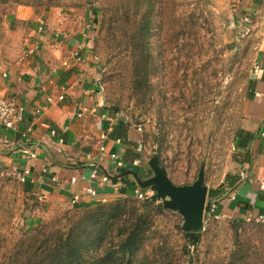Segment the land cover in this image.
Instances as JSON below:
<instances>
[{"label":"rangeland","instance_id":"rangeland-1","mask_svg":"<svg viewBox=\"0 0 264 264\" xmlns=\"http://www.w3.org/2000/svg\"><path fill=\"white\" fill-rule=\"evenodd\" d=\"M252 2L153 0L150 23H103L114 9L110 0L0 1V62L23 51L15 23L33 20L15 16L21 7L39 17L65 15L88 24L104 102L141 133L144 160L156 156L179 185L193 183L203 169L212 191L224 188L237 165L234 137L264 40V6L252 9ZM8 178L6 188L0 187V264H39L32 252L40 232L70 227L90 212L108 223L85 264H264V222L206 212L200 237L192 241L183 216L154 198L149 187L143 200L134 191L82 205L61 197L31 203L19 181ZM146 201L151 208L142 206ZM140 213L153 223L136 249L107 257L106 249L114 247L109 241L119 229L140 223Z\"/></svg>","mask_w":264,"mask_h":264},{"label":"crops","instance_id":"crops-1","mask_svg":"<svg viewBox=\"0 0 264 264\" xmlns=\"http://www.w3.org/2000/svg\"><path fill=\"white\" fill-rule=\"evenodd\" d=\"M252 5V9L263 7L264 0H253ZM15 16L33 23H15L23 33V51L0 62V97L25 110L16 128L0 125V170L29 169L26 181L15 183L31 203L61 197L82 205L103 198L116 200L135 191L139 186L127 171L141 167L140 177L147 178L152 170L144 160L141 133L104 102L92 49L93 30L88 32V24L73 23L65 15L60 16L64 21L55 14L39 17L30 7L17 9ZM86 40L78 62L72 52ZM100 145L106 153L98 176L92 178ZM234 149L237 165L228 173L222 194L213 196L214 209L227 218L256 217L264 213V191L259 186L264 172V40L255 56ZM114 152L121 155L124 167H116L110 158ZM8 177L0 175L1 189L11 181ZM88 187L97 195L87 194Z\"/></svg>","mask_w":264,"mask_h":264},{"label":"trees","instance_id":"trees-1","mask_svg":"<svg viewBox=\"0 0 264 264\" xmlns=\"http://www.w3.org/2000/svg\"><path fill=\"white\" fill-rule=\"evenodd\" d=\"M110 3L114 9L110 11L109 18L105 15L103 23H150L152 20L151 4L153 0H141L140 2L139 0H110ZM139 3L142 4L140 7ZM140 168L138 167L136 170L139 176H141ZM141 189L146 193L148 192L145 188ZM223 190L224 188L209 191L205 213L207 212L211 217L217 215L213 205L215 200L213 196L223 192ZM149 202L142 203V206L151 208ZM157 208L162 211L161 205H158ZM88 218L75 220L70 227L57 225L55 228L52 227L40 232L39 246H36L32 252L35 256L39 254V264H85L86 253H89L90 250L94 251L96 245L101 244L102 237L106 235V232H103V227L104 225L107 226L108 223H102L99 218L94 217L92 212L89 213ZM148 218L147 213H140L139 219H142L140 223L119 229L117 234L119 237L114 235L109 241L110 245L114 247L106 249L109 255L107 257L115 256L120 252L123 254L132 253L136 249L140 234L146 229H150L153 223L152 218ZM110 225L113 227L114 223ZM195 234L200 237L199 232H195ZM191 240L195 241L193 238Z\"/></svg>","mask_w":264,"mask_h":264},{"label":"water","instance_id":"water-1","mask_svg":"<svg viewBox=\"0 0 264 264\" xmlns=\"http://www.w3.org/2000/svg\"><path fill=\"white\" fill-rule=\"evenodd\" d=\"M151 176L141 178L137 172L128 170L134 177V184L141 188H151L154 198H160L166 208L178 211L184 219L183 228L197 239L195 232L203 229L206 201L209 188L205 182L204 170L201 169L196 180L191 184H175L160 164L156 156L148 160Z\"/></svg>","mask_w":264,"mask_h":264},{"label":"built area","instance_id":"built-area-1","mask_svg":"<svg viewBox=\"0 0 264 264\" xmlns=\"http://www.w3.org/2000/svg\"><path fill=\"white\" fill-rule=\"evenodd\" d=\"M40 31H44V27L40 26L39 27ZM90 26H89V31L90 32ZM88 38V36H87ZM91 38V37H89ZM92 39V38H91ZM90 40V39H89ZM87 46V40L83 41V42H79L77 44L76 50L72 52V56L76 59V61H82V51L85 49V47ZM34 48H37V46H35ZM68 61L65 60L64 64H67ZM257 95H259V93H257ZM61 100H63L65 98V96L62 94L59 97ZM25 107L23 105H19L17 104L14 100L7 98V97H0V125H3L7 128H16L17 125L22 121L23 119V113H24ZM37 112H40V109H37ZM55 131H53L54 133ZM28 150H25V152H27ZM106 153V149L104 145H100L99 149H98V157L94 158L95 159V164L94 167L92 169V173H91V177L92 178H96L98 176V168L101 167V163L104 160V156ZM31 156H34L33 153L30 152ZM92 155V154H90ZM110 158L112 159V161L114 162V164L116 165L117 168H121L124 167V163L123 160L121 158V155L118 152H114L112 154H110ZM29 169L28 168H17V167H10V168H4L0 170V175L2 176H10L14 179H16L19 182H25L27 177L29 176ZM72 181H75L74 178H72ZM259 186L260 189L262 191H264V172L262 173L260 182H259ZM86 193L91 195V196H96L97 195V191L92 188V187H88L86 188ZM135 194L139 199H146L149 195L144 192L141 187H137L135 189ZM230 197L232 199L235 198V192H232L230 194ZM78 200V196H76L75 201ZM102 202H106L107 199L103 198L101 199ZM218 216V215H216ZM248 220H255L257 222H264V213L253 217L252 214L248 215L247 217Z\"/></svg>","mask_w":264,"mask_h":264}]
</instances>
